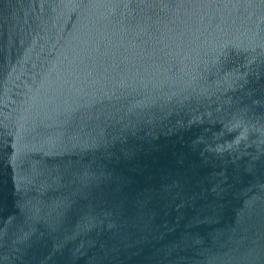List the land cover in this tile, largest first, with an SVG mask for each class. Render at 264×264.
Masks as SVG:
<instances>
[{
  "label": "water",
  "instance_id": "water-1",
  "mask_svg": "<svg viewBox=\"0 0 264 264\" xmlns=\"http://www.w3.org/2000/svg\"><path fill=\"white\" fill-rule=\"evenodd\" d=\"M0 264H264V0H0Z\"/></svg>",
  "mask_w": 264,
  "mask_h": 264
}]
</instances>
